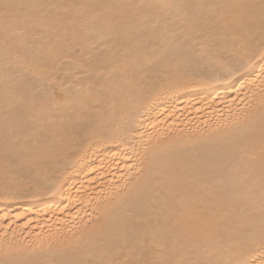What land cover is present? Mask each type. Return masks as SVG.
<instances>
[{
  "label": "bare ground",
  "instance_id": "bare-ground-1",
  "mask_svg": "<svg viewBox=\"0 0 264 264\" xmlns=\"http://www.w3.org/2000/svg\"><path fill=\"white\" fill-rule=\"evenodd\" d=\"M57 4L66 0H22ZM96 5L153 4L172 0H80ZM205 2V0H196ZM252 4V9L214 10L231 17H255L243 34L256 59L233 54L231 33H217L220 64L192 59L181 35L186 26L174 9L85 10L66 32L53 59V82L35 81L31 95L47 98L50 111L31 120L32 105L16 106L15 53L38 49L46 37L5 41L0 28V264H64L111 258V238L142 230L140 221L180 202L206 208V216L227 245L243 240L241 257L261 261L259 144L231 136L245 113L259 116L264 104L260 74V0H207ZM50 20L65 14L44 8ZM207 15V12H202ZM113 15L115 29L107 21ZM2 24V21H0ZM177 33L168 51L152 63L159 38ZM199 39V37H196ZM196 47L195 41H189ZM12 65V68H9ZM179 65V68H177ZM62 82L65 89L60 91ZM55 92V96L51 93ZM63 97L69 103L56 106ZM38 107V106H37ZM25 121L21 126L20 121ZM257 155L255 183L243 165ZM37 159L29 166L24 161ZM233 169H238L233 171ZM142 189L137 194L136 189ZM132 216L125 222L128 213ZM103 225L106 242L76 245L87 231ZM167 227L161 221L158 226ZM102 253H107L104 255ZM224 259L236 257L225 253Z\"/></svg>",
  "mask_w": 264,
  "mask_h": 264
},
{
  "label": "snow or ice",
  "instance_id": "snow-or-ice-1",
  "mask_svg": "<svg viewBox=\"0 0 264 264\" xmlns=\"http://www.w3.org/2000/svg\"><path fill=\"white\" fill-rule=\"evenodd\" d=\"M99 7H109L113 9H146L153 7H163L174 9L179 16L183 18L185 28L182 29L181 35L184 42L188 44L189 52L192 59L199 62L200 59L208 60L220 64L221 57L218 51L217 33H231L233 40V54L246 58L245 66L252 63L256 59V54L252 53L248 47L247 41L243 38V34H251L255 25V17L253 14L226 17L217 11L224 8L229 9H252L256 7L252 4H218L213 2H196V0H172L170 3L162 5L153 4H120V5H96L91 3H83L80 0H66L57 4H34L24 3L22 0H0V28L4 33L5 41L20 38L46 37L47 43H41L38 49L21 51L16 50L15 53V70L17 73V89H16V106L31 104L34 114L31 120L43 118L49 111L50 106L47 98H41L37 95H31L29 100L28 89L35 81L53 82L52 74L54 67L52 62L57 54V48L61 42L68 39L66 32H60L55 29L57 23L67 22L74 23L78 17L83 15L85 10L96 9ZM44 8H56L62 10L65 14L53 20L45 17L41 10ZM260 36L261 50L259 56L261 63L264 65V0H260ZM206 11L207 15L202 12ZM110 27L115 29L119 23L117 16L113 15L107 21ZM177 33L172 32L169 36L159 38V42L154 46L151 41L144 44L143 47L149 48L151 55L145 56L146 63H152L159 59L168 51L169 46L173 43ZM199 37V39H196ZM195 41L196 47H193L189 41ZM221 68H225L224 64H220ZM12 68V65H9ZM179 68V65H177ZM225 70L232 72L238 71L231 65ZM259 82L264 85V66L260 68V74L255 80L241 84V88L249 85H255ZM60 83V91L64 92L62 82ZM264 90V89H262ZM55 96V92L51 93ZM56 106L69 103L68 100L61 97L56 101ZM38 106V107H37ZM257 123L259 125L258 144H259V213H260V234L261 247H264V104L257 117L254 113H245L243 118H237L231 126V136L238 139H248L255 143L257 140ZM24 126L25 121H20ZM257 155L255 151L248 153V160L243 165L247 172V178L251 183H255ZM29 166H36L39 160L32 159L24 161ZM238 169H233L237 171ZM142 189L137 188L139 194ZM207 209L196 205L180 202L179 209L173 207L170 211L164 213L163 217L159 214L142 219L140 222L145 227L137 231L133 227L131 235L124 232L111 238V258L109 259H89V260H72L66 261L64 264H255L250 257H241L240 249L245 241L233 240L227 245L219 238V234L210 224V218L206 216ZM129 212L125 217V222L131 218ZM167 225L163 229L158 226L161 221ZM108 230L103 225L87 231L76 245L81 247H97L106 242ZM235 256V259H224L225 253ZM107 255V253H102ZM261 261L264 264V252H261Z\"/></svg>",
  "mask_w": 264,
  "mask_h": 264
}]
</instances>
